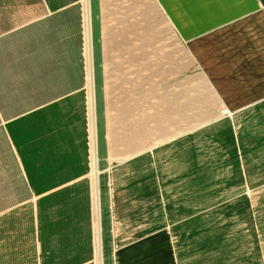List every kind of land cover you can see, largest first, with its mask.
Masks as SVG:
<instances>
[{
    "label": "crops",
    "instance_id": "crops-1",
    "mask_svg": "<svg viewBox=\"0 0 264 264\" xmlns=\"http://www.w3.org/2000/svg\"><path fill=\"white\" fill-rule=\"evenodd\" d=\"M125 2L117 11L120 20L129 10ZM158 2L175 30L166 46L163 32L159 36L162 84H175L163 97L176 107L171 113L188 121L216 117L225 104L235 119L219 117L201 132L199 127L183 131L158 148L118 160L107 196L126 238L119 235L118 264H142L149 249L130 251L160 236L165 242L151 248L160 254V264H259L264 250L254 246L255 253H246L247 239L237 245L230 233L216 237L217 225L198 226L193 197L203 180L199 154L210 152L204 165L215 163L221 148L214 145L225 137L230 141L231 129L245 132L249 125L240 116H264V0ZM109 3L90 0L93 29H99ZM84 13L82 0H0V264L96 263ZM97 46L94 80L101 85L97 60L104 48ZM131 50L134 43L126 52ZM106 90L99 86L97 102L106 99ZM145 96L141 99L150 100ZM255 159L264 162L259 153ZM133 211L143 222H133ZM132 223L149 225L134 233ZM263 229L261 224L257 231L261 243ZM245 254L249 261L244 262Z\"/></svg>",
    "mask_w": 264,
    "mask_h": 264
},
{
    "label": "rangeland",
    "instance_id": "rangeland-1",
    "mask_svg": "<svg viewBox=\"0 0 264 264\" xmlns=\"http://www.w3.org/2000/svg\"><path fill=\"white\" fill-rule=\"evenodd\" d=\"M121 1L123 3V0ZM121 1L110 0L107 9L109 12L105 13L106 8H104L97 30L92 27L90 0H82L85 12L82 30L88 60L87 122L90 127L89 134L92 137L89 172L93 182L96 215L92 237L96 246L95 264H118L117 253L123 244L120 236L121 239H126L124 229L119 228L117 214L115 213L116 216L113 214L115 208L107 200L109 192L112 191L110 188L113 182L112 170L118 164V160L138 154L149 146L158 148L160 142L165 144L171 137L183 135V131L199 127L201 132L209 127L210 121L219 117L226 121L235 119V113L225 104H222L221 114L216 117L195 116L188 121L186 116H173L171 112L176 110V107L168 106L172 101H166L163 97L167 96L171 88H175V84L169 81L167 85L165 81L162 84L164 79L162 73L165 71L162 67L164 56L159 53L161 43L159 36L163 32L162 40L166 46V39L175 34L174 27L170 19L162 14V6L159 2L156 3L157 0H126L129 3V10L123 13L120 20L122 11L119 14L117 11H120L121 7L124 10ZM127 2L124 4L126 5ZM112 28L115 30L113 31ZM133 43L135 47V50H131L133 53L126 52L128 45ZM97 45L101 46V51L104 48L100 59L97 60L98 64L102 62L100 69L103 71L101 77L103 84L97 83L100 88H107L106 99L104 97L105 100H102L106 104H103L102 108L101 100L97 102L95 96V92L99 89L94 80ZM145 94V98L150 100L141 99ZM211 103L213 104L212 101ZM213 107L216 108L214 105ZM225 107L230 109V113L224 112ZM241 117L246 119L249 125L243 127L245 132H240L238 126L231 129L233 132L230 141L225 137L214 145L221 148L218 152L215 151L217 152L215 163L204 165L208 163V159L210 160L208 155L210 152L199 154L201 162L198 172L203 180L198 183L201 190L198 197L194 195L193 202L198 205L200 216L198 226L205 228L217 225L220 230L214 232L216 237L223 238L230 233L233 236L231 240L238 242L237 245L242 243V238L247 239L243 247H249L246 253L253 254L256 251L254 246L264 250V241L258 242L257 233L261 224H264V162L256 163L255 159L256 153H259L261 157L264 156V116L261 118L253 115L240 116V119ZM191 119L194 120L191 121ZM182 120V124L178 126V121ZM248 129L249 131L246 132ZM205 157L208 158L206 161ZM253 168H257L256 175ZM251 175H253L252 178H250ZM246 176L250 180L246 179ZM192 210H188L189 213L185 216L187 214L191 216L196 212L195 208ZM129 214L132 219L134 217L133 222L136 218L143 222L139 212L133 211ZM132 224L133 229L130 232L134 230V233L139 232L138 227L147 228L146 225H149L147 223ZM167 232L171 234L169 230ZM261 232H264V229ZM251 237H254L253 241ZM147 240L146 246H136L130 254H139L142 251H146L144 253L147 254L145 249H149L151 255L142 264H160V254L152 253L151 248L159 246L160 241L164 243V239L160 236L159 238L149 237ZM246 261H249V257L245 254L244 262ZM258 262L264 264V253Z\"/></svg>",
    "mask_w": 264,
    "mask_h": 264
},
{
    "label": "built area",
    "instance_id": "built-area-1",
    "mask_svg": "<svg viewBox=\"0 0 264 264\" xmlns=\"http://www.w3.org/2000/svg\"><path fill=\"white\" fill-rule=\"evenodd\" d=\"M224 112L226 113V114H228V113H230V109L229 108H224Z\"/></svg>",
    "mask_w": 264,
    "mask_h": 264
}]
</instances>
